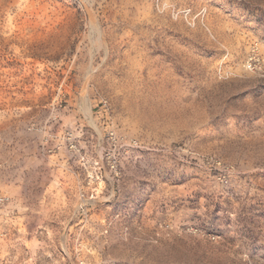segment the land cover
I'll list each match as a JSON object with an SVG mask.
<instances>
[{
  "label": "rangeland",
  "instance_id": "obj_1",
  "mask_svg": "<svg viewBox=\"0 0 264 264\" xmlns=\"http://www.w3.org/2000/svg\"><path fill=\"white\" fill-rule=\"evenodd\" d=\"M0 264H264V0H0Z\"/></svg>",
  "mask_w": 264,
  "mask_h": 264
},
{
  "label": "built area",
  "instance_id": "obj_2",
  "mask_svg": "<svg viewBox=\"0 0 264 264\" xmlns=\"http://www.w3.org/2000/svg\"><path fill=\"white\" fill-rule=\"evenodd\" d=\"M107 135H108V138L110 140H115V137L116 136H115V134H114V132L112 130H109L108 133H107ZM133 143H135V142H133ZM71 147H74V146L72 145ZM1 201H3V200H1Z\"/></svg>",
  "mask_w": 264,
  "mask_h": 264
}]
</instances>
